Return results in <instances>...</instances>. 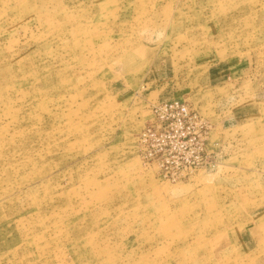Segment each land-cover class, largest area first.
Masks as SVG:
<instances>
[{
	"label": "rangeland",
	"instance_id": "1",
	"mask_svg": "<svg viewBox=\"0 0 264 264\" xmlns=\"http://www.w3.org/2000/svg\"><path fill=\"white\" fill-rule=\"evenodd\" d=\"M167 98L208 126L174 181ZM0 264H264V0H0Z\"/></svg>",
	"mask_w": 264,
	"mask_h": 264
},
{
	"label": "built area",
	"instance_id": "2",
	"mask_svg": "<svg viewBox=\"0 0 264 264\" xmlns=\"http://www.w3.org/2000/svg\"><path fill=\"white\" fill-rule=\"evenodd\" d=\"M152 117L138 135L140 156L163 178L177 180L206 166L208 126L186 102L170 99L151 107Z\"/></svg>",
	"mask_w": 264,
	"mask_h": 264
},
{
	"label": "crops",
	"instance_id": "3",
	"mask_svg": "<svg viewBox=\"0 0 264 264\" xmlns=\"http://www.w3.org/2000/svg\"><path fill=\"white\" fill-rule=\"evenodd\" d=\"M167 100H170V99H168V98L165 99V100L162 99V100L157 101L156 103L163 102V101H167Z\"/></svg>",
	"mask_w": 264,
	"mask_h": 264
}]
</instances>
